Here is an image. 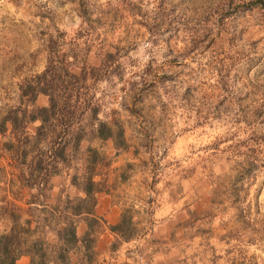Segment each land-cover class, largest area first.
<instances>
[{
    "label": "rangeland",
    "instance_id": "rangeland-1",
    "mask_svg": "<svg viewBox=\"0 0 264 264\" xmlns=\"http://www.w3.org/2000/svg\"><path fill=\"white\" fill-rule=\"evenodd\" d=\"M257 1L0 0V120L19 105L24 80L65 65L86 75L74 86L76 118L97 107L125 141L116 150L88 134L58 165L60 190L44 186L22 196L43 205L0 209L7 224L16 216L19 226L27 218L44 225L22 249L39 237L55 256V230L72 222L67 206L79 204L67 180L81 183L89 148L98 155L93 173L101 187L128 215L144 208L126 232L136 238L133 264L135 255L150 264L171 251L177 264H264V9ZM111 70L122 79H108ZM47 104L46 96L36 100ZM37 125H7L0 147L31 138ZM40 206L46 222L37 221ZM168 215L182 220L178 237L152 236ZM83 254L75 250L73 263L89 264Z\"/></svg>",
    "mask_w": 264,
    "mask_h": 264
},
{
    "label": "trees",
    "instance_id": "trees-1",
    "mask_svg": "<svg viewBox=\"0 0 264 264\" xmlns=\"http://www.w3.org/2000/svg\"><path fill=\"white\" fill-rule=\"evenodd\" d=\"M254 4H260L264 9L262 0L254 2ZM113 73L118 80L122 79V76L114 70H111L108 76L113 75ZM110 78L109 76L108 79ZM85 80L86 75L82 70L80 74H73L69 72L68 67L65 65L57 69L47 66L42 73L24 80L20 86L19 105L8 111L0 120L1 136L6 134L7 125H10L12 131H14L17 129L22 130V128H25L23 126L28 124H38L31 138L16 140L17 144L9 140L3 146V149L11 152L13 157L21 159L20 163L27 167L26 176L23 172H20L22 180L25 181L27 187L32 188V186H35L38 194L42 192L45 186L46 176L50 173H59L57 167L67 160V149L71 148L74 152H77L81 143L87 139L88 134H93V138L101 142L110 141L116 150L125 145L123 130H117L114 133L106 121L98 118L99 110L97 107L89 108L90 105L86 106L85 110L80 113L81 118H76V108L79 107L80 102L79 94L75 95L77 90L74 86L79 82L84 83ZM41 95L48 98L46 106L36 105V100ZM64 119L67 120L64 121ZM57 128H61L58 134H56ZM49 134L54 136V140L50 144L47 142L50 138ZM48 144L52 146L48 150V154L41 152ZM87 152H91L92 156L89 160V168L81 178V183L78 182L76 177L72 179L74 185H80L79 187L84 192L85 198H78V205L67 206L72 216L94 215L95 195L107 190L101 187L100 181L95 180L96 175L93 173L98 158L97 152L89 148ZM34 153H36L35 157L29 158ZM45 156L50 163L57 165L52 167V170L49 169L50 164L45 163L43 160ZM40 175H42L41 178H39ZM33 178H36V180L31 185L30 182ZM120 179L123 180V174ZM27 205L37 206L43 204L36 205L34 202L27 201ZM40 209L38 212L41 218L37 221L46 222L48 219L44 216L45 210L42 206H40ZM128 213L125 210L120 223L108 225L110 231L122 235L125 240L129 239L126 232L133 223V215H128ZM19 220L15 216L11 231L0 235V264H18L22 255L28 256L27 264H75L73 263L74 251L81 248L85 253L83 257L88 259L89 264H92L95 259L93 250L95 230L100 224L105 223L102 218L93 216L88 223L89 231L80 238L76 235V228L72 220L68 226L56 231L60 246L55 252V256L52 257L44 248L48 244L43 238H36L28 246H25L26 249H22L29 238L35 235L40 228L43 229L44 225L35 223L32 227L34 222L27 218L24 224L19 226L17 224ZM78 264L81 263L78 262Z\"/></svg>",
    "mask_w": 264,
    "mask_h": 264
},
{
    "label": "crops",
    "instance_id": "crops-1",
    "mask_svg": "<svg viewBox=\"0 0 264 264\" xmlns=\"http://www.w3.org/2000/svg\"><path fill=\"white\" fill-rule=\"evenodd\" d=\"M21 159H17L13 157L12 153L0 147V209L2 207L11 206L14 204H20L21 206H27V201H25L22 196L27 191L31 189L32 191H36L35 186L32 188L27 187L25 181L22 180V175L20 172L26 176L27 167L22 165L20 162ZM19 175V177L17 176ZM37 176V175H36ZM42 175L39 176L41 178ZM38 178V179H39ZM73 177H69L67 180L66 188L68 190L73 189L74 197L77 198H85V194L82 189L78 185H74L72 183ZM60 181V173H50L46 176L45 186L50 191V193H54L55 190H60L57 187V184ZM16 195H19L21 198H16ZM96 203L94 205V215L82 214L80 216H72L70 211L68 210V214L73 217L74 225L76 228V235L78 237H83L88 231V223L90 218L96 216L98 218H102L105 223L100 224V226L95 230V243H94V253H95V261L97 264H133L134 263V255L130 250L132 243L136 241V238H129L127 240L123 239L122 235L113 233L108 229V225H116L120 223L122 219V214H124L125 208L122 206L120 202H117L114 199V196L108 190H104L103 192L97 193L95 195ZM71 200V198H68ZM46 207V206H45ZM135 216H133V220H136L137 215L144 214L143 206H135ZM164 209L159 210L163 212ZM167 213L165 212V215ZM166 220L164 221H156L154 227L152 228V236L156 235V233L160 236V238L164 239L167 233L170 237L175 240L178 237L179 229L182 227V220L179 222L172 220L171 216H166ZM2 220L0 218V235L7 234L11 231L13 224ZM50 226L46 225L45 229H48ZM66 227V226H64ZM176 228V229H175ZM174 229V230H173ZM173 230V231H172ZM56 231L54 233V240H57ZM144 239L148 237L146 233ZM141 239V238H140ZM144 242V240H143ZM83 251V248H81ZM175 251H171L168 254H156L152 256V262L150 264H177L175 261L170 262L172 260V255H175ZM136 257V255H135ZM169 258V259H168ZM19 260H28V256L22 255Z\"/></svg>",
    "mask_w": 264,
    "mask_h": 264
},
{
    "label": "built area",
    "instance_id": "built-area-1",
    "mask_svg": "<svg viewBox=\"0 0 264 264\" xmlns=\"http://www.w3.org/2000/svg\"><path fill=\"white\" fill-rule=\"evenodd\" d=\"M136 264H148V262L142 255H137Z\"/></svg>",
    "mask_w": 264,
    "mask_h": 264
}]
</instances>
